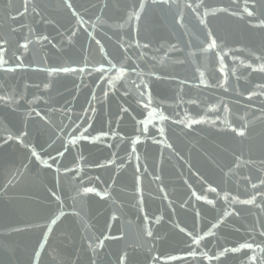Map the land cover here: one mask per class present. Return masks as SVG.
Masks as SVG:
<instances>
[{"label":"water","instance_id":"95a60500","mask_svg":"<svg viewBox=\"0 0 264 264\" xmlns=\"http://www.w3.org/2000/svg\"><path fill=\"white\" fill-rule=\"evenodd\" d=\"M69 2L0 0V264H264V0Z\"/></svg>","mask_w":264,"mask_h":264},{"label":"snow or ice","instance_id":"6c2138e0","mask_svg":"<svg viewBox=\"0 0 264 264\" xmlns=\"http://www.w3.org/2000/svg\"><path fill=\"white\" fill-rule=\"evenodd\" d=\"M64 2H65V5L69 9H72L73 8V5L69 2V0H64ZM152 2L153 3L168 4L169 3V0H152ZM173 2H174V0H173ZM203 6H204L203 0H200V2L197 3V4H195V5H193L191 3L185 5V7L190 8V9H193V11H196L197 9H199V8H201ZM144 7H145V0H140L139 8L140 9H143ZM220 11H225V10L224 9H220ZM243 11L247 14L248 17H254V15H255V12L253 10H250L247 6L244 8ZM215 12H216V10H209V12H206L205 15H208V14H213L214 15ZM73 15H77V13L75 11H73ZM132 15H135L136 19H139V13L138 12H136V13H130L129 14V19L132 18ZM80 19L83 20L82 17ZM200 23L201 24H205V20L203 18L200 19ZM253 27H264V20H260V22L258 24H254ZM210 37H211V33H209V38ZM44 39H47V37H44ZM21 46L26 48L27 47V44H24V45H21ZM145 47H147V45H145ZM214 47H216V43H215V41H212L208 45V48L211 49V48H214ZM205 51H207V49H205ZM0 61H3V49L2 48H0ZM4 62H6V61H4ZM253 70H255V69H253ZM259 70L262 71V72H264V65H261ZM52 71H59V72L69 73V72H74V71H81V72H83L84 69H75V68L64 67V68H59V69H52ZM221 86H223V85H221ZM45 87H47V85H45ZM144 87L146 88L147 85H145ZM225 91H227V89H225ZM141 95H143V92L141 93ZM150 103H151V101L149 100V104ZM160 118L162 120L163 119H167L164 116H161ZM141 123H145V121H141ZM190 123H196V121H190ZM160 131L162 133L163 132V129H160ZM238 135L244 136L245 135V132L240 131V132H238ZM154 142H157L158 143V141H154ZM135 143H136V141H133V144H135ZM32 154H33V156H36L37 155L35 151H33ZM58 155H63V153H58ZM45 165L48 166V167H51L50 165H47V162L46 161H45ZM137 180H139V177H137ZM261 184H264V180L261 181ZM252 187L253 188H257L258 185L255 184V183H253L252 184ZM93 191H94V189L93 188H89V187H86V188L83 189V193L84 194H88V193H91ZM212 191L215 192L216 189L213 188ZM197 199H199V197H197ZM235 199L236 198L233 197V200H235ZM209 203H211V201H209ZM240 203L241 204H245V205H254V204H256V197L253 196L250 199L241 200ZM256 206L259 207L258 204ZM57 219H59V217L54 218L51 221V224L54 225L57 222ZM218 226H219L218 224H213L212 225L213 228H216ZM181 231H184V229H181ZM261 234L264 235V233H261ZM151 235H152V233L151 232H148V236H151ZM201 239H203V237L192 236V243L193 244H198ZM242 249H249V250H252L253 252L255 251V249L253 248V245L251 243L244 242V243H241L238 247H233L231 249L224 248L223 251L220 252L219 256H216L214 258L215 259H220V257L226 255L229 251L235 253V252H238V251H240ZM261 251L264 252V249H261ZM36 255L38 256L39 253H36ZM188 255L191 256V257H196V252L190 250L189 253H188ZM249 260L252 262V264H255L256 257L255 256H251V257H249ZM121 264H124V258L123 257L121 258Z\"/></svg>","mask_w":264,"mask_h":264}]
</instances>
